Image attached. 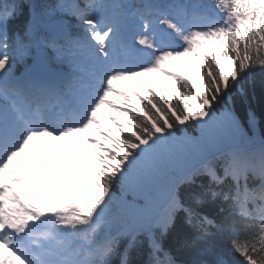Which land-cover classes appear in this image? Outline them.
<instances>
[{
    "label": "snow or ice",
    "instance_id": "snow-or-ice-1",
    "mask_svg": "<svg viewBox=\"0 0 264 264\" xmlns=\"http://www.w3.org/2000/svg\"><path fill=\"white\" fill-rule=\"evenodd\" d=\"M257 73L264 0H0V264H264Z\"/></svg>",
    "mask_w": 264,
    "mask_h": 264
},
{
    "label": "trees",
    "instance_id": "trees-1",
    "mask_svg": "<svg viewBox=\"0 0 264 264\" xmlns=\"http://www.w3.org/2000/svg\"><path fill=\"white\" fill-rule=\"evenodd\" d=\"M197 89L201 92L203 91V80L202 77L197 72V81H196ZM249 96L247 102L238 106L237 115L240 117L241 123L244 126L245 130L251 134V129L248 124L247 112L251 109L252 112L255 113L257 119V125L255 128V132L258 136H264V73H257L254 82L249 86ZM173 92H177L176 98L179 99L180 93L174 88ZM171 96V95H170ZM167 98V97H166ZM170 101L172 97L168 98ZM183 99H186L191 104H196V101L193 100L187 93L184 94ZM135 100V99H134ZM174 102V101H173ZM139 103V102H137ZM191 132L192 130L189 129ZM206 211H211V208H207ZM177 236L173 234L170 237H167L165 240L166 246L171 251L173 257L177 260L178 263H183L193 258V252L189 249L181 248L176 244ZM221 246H227L228 241L226 239H221L219 241ZM144 251L140 254L136 255V257H143Z\"/></svg>",
    "mask_w": 264,
    "mask_h": 264
},
{
    "label": "rangeland",
    "instance_id": "rangeland-1",
    "mask_svg": "<svg viewBox=\"0 0 264 264\" xmlns=\"http://www.w3.org/2000/svg\"><path fill=\"white\" fill-rule=\"evenodd\" d=\"M157 76V78L159 79V80H161V82H164V81H166L165 79H164V77L162 76V75H157V74H155V77ZM155 77H149L148 79H150V80H148V82H152L153 83V79L152 78H155ZM157 78H155V80L154 81H156L157 80ZM145 79V78H144ZM159 82V81H158ZM154 84V83H153ZM163 84V83H162ZM111 116H115L117 119H120V120H122L119 116H117V115H115V114H113V115H111ZM110 116V117H111ZM123 121V120H122ZM103 124L106 126V127H110L111 129H113V123L111 122V120L109 119L108 120V122H103ZM116 133V132H115ZM93 135H96L95 133H93Z\"/></svg>",
    "mask_w": 264,
    "mask_h": 264
}]
</instances>
